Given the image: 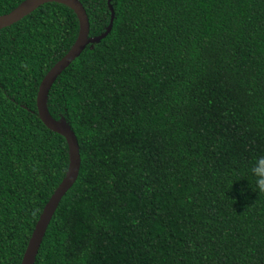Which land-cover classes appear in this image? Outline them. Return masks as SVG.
I'll use <instances>...</instances> for the list:
<instances>
[{
    "label": "trees",
    "instance_id": "1",
    "mask_svg": "<svg viewBox=\"0 0 264 264\" xmlns=\"http://www.w3.org/2000/svg\"><path fill=\"white\" fill-rule=\"evenodd\" d=\"M25 0H0V16ZM90 37L109 0H80ZM111 33L58 77L48 109L81 169L35 264H264V0H110ZM60 3L0 29V264H21L67 175L66 139L39 86L74 46ZM249 180V182H248Z\"/></svg>",
    "mask_w": 264,
    "mask_h": 264
},
{
    "label": "water",
    "instance_id": "2",
    "mask_svg": "<svg viewBox=\"0 0 264 264\" xmlns=\"http://www.w3.org/2000/svg\"><path fill=\"white\" fill-rule=\"evenodd\" d=\"M108 2L111 9L109 26L103 34L96 37H90V20L84 5L80 0H25L12 12L0 16V29H2L7 25L21 21L42 5L48 3H60L73 9L80 21V32L74 46L46 74L39 86L37 94L36 104L40 120L49 130L60 134L66 139L70 152V165L66 177L53 193L42 211L27 245L21 264H35L46 231L57 208L79 177L82 161L78 138L75 132L66 123L59 122L53 118L48 109L47 102L50 90L58 77L73 63L74 60L80 57L88 46L101 42L111 33L115 19V11L110 0Z\"/></svg>",
    "mask_w": 264,
    "mask_h": 264
},
{
    "label": "clouds",
    "instance_id": "3",
    "mask_svg": "<svg viewBox=\"0 0 264 264\" xmlns=\"http://www.w3.org/2000/svg\"><path fill=\"white\" fill-rule=\"evenodd\" d=\"M249 174L252 179V183L248 180L251 189L259 195L264 193V154L258 155L251 162Z\"/></svg>",
    "mask_w": 264,
    "mask_h": 264
}]
</instances>
